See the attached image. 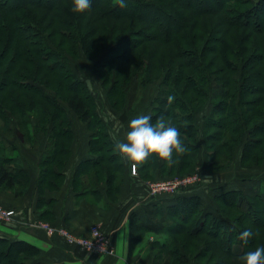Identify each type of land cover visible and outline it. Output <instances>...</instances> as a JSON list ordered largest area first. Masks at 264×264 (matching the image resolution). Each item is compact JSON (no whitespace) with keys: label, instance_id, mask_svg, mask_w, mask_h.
<instances>
[{"label":"trees","instance_id":"obj_1","mask_svg":"<svg viewBox=\"0 0 264 264\" xmlns=\"http://www.w3.org/2000/svg\"><path fill=\"white\" fill-rule=\"evenodd\" d=\"M71 8L72 0H0V190L22 195L29 185L17 145L7 139L12 130L32 144L41 133L37 210L50 221L54 200L45 193L58 189L65 177L74 138L70 110L91 131L92 155L75 166L73 188L89 184L78 193L84 196L103 183L111 202L120 198L125 164L86 81L69 63L79 48L94 59L113 107L122 106L119 100L135 76L143 82L162 77L160 87L167 86L162 95L159 87L148 115L153 123L161 115L168 118L188 151L174 155L172 166L150 157L137 168L140 178L191 171L200 145L186 137L199 133V119L208 169L221 168L240 142L243 161H262L264 0H126L124 8L115 0H92L89 12L75 14ZM170 95L175 99L169 105ZM263 190L221 191L213 209L199 195H178L158 227L133 213L131 250L148 232L166 236L144 244L154 255H140L136 263L240 264L245 252L264 246ZM248 229L254 235L244 243L239 237ZM36 253L26 241L0 236V264H26Z\"/></svg>","mask_w":264,"mask_h":264},{"label":"crops","instance_id":"obj_2","mask_svg":"<svg viewBox=\"0 0 264 264\" xmlns=\"http://www.w3.org/2000/svg\"><path fill=\"white\" fill-rule=\"evenodd\" d=\"M149 113L150 111L141 112L140 115ZM109 120L112 122L111 117ZM129 122L125 121L123 125L119 122L109 128L114 143L116 140H124L129 130ZM43 138L42 134L38 133L33 144L22 142L20 145L18 141H14V144L19 147L17 150L20 162L29 174L27 191L22 195H15L11 191L0 190V204L15 212L9 221L0 220V236L11 240L26 241L38 250V253L25 260L26 264H81V262L83 264H116L118 256H124L126 264L136 263L139 256L143 254L141 251L130 248V219L133 213L146 224L155 225L157 222L159 224L165 216L166 207L175 203L179 194L199 195L205 208L216 207L213 196L209 195L208 190L189 189V191H181L178 194L164 191L151 193L150 188L148 189L150 181L140 178L138 174L132 175L125 162V178L121 186L120 198L117 201L111 202L107 198L103 183L98 184L96 192L89 194L88 190L86 195L78 196L82 189L73 188L74 168L82 159L92 156L88 152L90 130L87 129L85 123L74 132L71 155L63 168L65 177L62 184L58 189L47 190L45 193L47 200H54L50 221L66 225L76 233L84 234L88 233L91 225L97 224L109 234L115 251L113 254H101L83 250L76 245L69 244L61 236H49L43 230L30 226L32 221L39 219L36 180L39 172L38 164L45 150V145L41 142ZM254 177L255 175L249 174L235 178L228 183L224 182L227 186L225 188L241 189L249 193L254 191L252 188ZM89 186L86 183L83 187L89 189ZM158 212H163V215L160 216ZM86 257L88 259H85Z\"/></svg>","mask_w":264,"mask_h":264},{"label":"rangeland","instance_id":"obj_3","mask_svg":"<svg viewBox=\"0 0 264 264\" xmlns=\"http://www.w3.org/2000/svg\"><path fill=\"white\" fill-rule=\"evenodd\" d=\"M69 63L73 71L80 78L86 81L89 90L93 94L95 100L96 113L102 118L104 122H106L108 132H110L109 128H112L113 125L119 124V122H121L123 125L125 121L127 120L130 121L131 119L135 118L137 115H140L141 112L150 111L151 113L152 112V110H150L152 107L151 100L159 92L160 88L161 90L159 92V95H162L161 93L167 89L166 85H163L159 88L162 77L152 82H143V76L141 75L135 76L133 77L132 81H130L129 85L126 87L125 95L123 96V98L119 100V102L122 103V106L113 107L112 102L107 97L105 86L102 85L101 77L99 73H97L96 70L94 69V59L88 57L79 48L76 55L70 56ZM44 90L48 93L51 92L50 90H47L45 88ZM205 101L206 103L204 107H207L209 105L208 99H206ZM63 104L65 105V103ZM209 108L210 106L208 107V110ZM68 115L72 120L71 125L74 132L77 130V128L85 125V122H82L81 120L76 118L70 110H68ZM109 117L112 118V122L109 120ZM166 119L168 120V118ZM197 125L200 128L199 133H197L198 135L196 134L194 138H190V139L186 137L188 141H192V142L195 141L200 145L197 150V158L194 163L193 169L183 174L177 173L173 175H161L157 173L154 178L146 180V181H150L148 183V189L150 188V183L153 181L166 182L170 179L185 178L186 179L185 181L177 183L176 186L173 189H171V192L173 194H178L181 191L184 192L189 191V189L208 190L210 192L209 195L211 197L213 196L212 198L215 203L216 202L214 198L215 194L229 189V188H225L227 186L225 185L226 183L224 182L228 183L229 181L235 178L253 174L255 175L254 182L252 185L253 190L256 191L264 186V157L262 158L261 162L250 163L243 161V151H244L243 149L245 143L240 142L233 147L234 150L232 149V152L229 155L228 160L226 161L225 164H223L221 168L208 169L207 164L210 159L206 155V150H205L207 142L202 138V133H203V131L201 130L203 127L202 120L200 119L197 120ZM15 129L12 130L13 131L12 135L7 137V139L11 143H14V141H18L20 145L22 144V142L27 144H32L18 138ZM2 134L3 132H1L0 136ZM249 136L250 135L247 132H245L243 137L245 138L244 140L248 139ZM17 149H19V147H17ZM223 153H226L227 155V153L229 152L224 150ZM124 168H125L124 169L125 172L126 166H124ZM127 168L129 169V172L132 175L138 174L137 170L135 174L132 172L131 166L129 164ZM77 189L87 190L88 188H84L83 186L80 187L79 185ZM213 193L214 195H212ZM262 195L264 196V190ZM216 204L217 202L215 203V205ZM0 207L3 209H8L1 204ZM10 219L11 217L10 218L0 217V220L3 221H9ZM39 219L48 222V220L46 219H42V218ZM157 223H155L154 226H157L158 225ZM165 237L166 236L164 234H157L156 232L154 233L148 232L144 235L141 241L135 243L136 245L134 247V250L141 251L143 255L150 253L149 258L151 259L152 256L154 255L155 250L147 249L146 246L149 245L150 243H153V241L155 240L161 241ZM144 244H146V246H143Z\"/></svg>","mask_w":264,"mask_h":264},{"label":"clouds","instance_id":"obj_4","mask_svg":"<svg viewBox=\"0 0 264 264\" xmlns=\"http://www.w3.org/2000/svg\"><path fill=\"white\" fill-rule=\"evenodd\" d=\"M115 3L120 8L126 7V0H115ZM91 8L92 0H72L71 11L75 14L89 12ZM174 99V96H168V104ZM128 129L124 140L115 141L114 151L123 162L131 166L134 174L150 157L154 156L166 166H172L175 163L174 155H183L188 151L180 131L164 115L158 117L154 123L150 115H138L130 120ZM253 235L252 230L248 229L240 234L239 239L247 243ZM100 251H104L103 246ZM239 261L240 264H264V246L245 252L239 257ZM116 264H126V258L118 256Z\"/></svg>","mask_w":264,"mask_h":264},{"label":"built area","instance_id":"obj_5","mask_svg":"<svg viewBox=\"0 0 264 264\" xmlns=\"http://www.w3.org/2000/svg\"><path fill=\"white\" fill-rule=\"evenodd\" d=\"M132 170V168H131ZM133 172V171H132ZM185 178L180 179H170L166 182L153 181L150 183L151 193H157L159 191L171 192L177 183L185 181ZM14 214L13 209H3L0 207V217L10 218ZM32 228L43 230L49 236H61L69 244L76 245L83 250L90 252H97L101 254H113L114 247L112 240L106 232H104L97 224L90 226L88 233H76L66 225L47 222L40 219H35L30 223ZM101 246H103L104 251H100ZM137 264V263H132Z\"/></svg>","mask_w":264,"mask_h":264}]
</instances>
